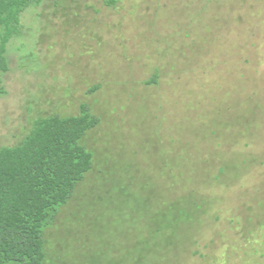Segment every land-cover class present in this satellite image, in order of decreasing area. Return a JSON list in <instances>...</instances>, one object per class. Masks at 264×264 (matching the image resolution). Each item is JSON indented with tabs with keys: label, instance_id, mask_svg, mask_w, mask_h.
<instances>
[{
	"label": "rangeland",
	"instance_id": "rangeland-1",
	"mask_svg": "<svg viewBox=\"0 0 264 264\" xmlns=\"http://www.w3.org/2000/svg\"><path fill=\"white\" fill-rule=\"evenodd\" d=\"M24 25L0 148L82 104L101 120L51 264H264V0H46Z\"/></svg>",
	"mask_w": 264,
	"mask_h": 264
},
{
	"label": "trees",
	"instance_id": "trees-1",
	"mask_svg": "<svg viewBox=\"0 0 264 264\" xmlns=\"http://www.w3.org/2000/svg\"><path fill=\"white\" fill-rule=\"evenodd\" d=\"M45 1L0 0V73L10 70L9 46L24 37V15ZM100 124L82 104L75 116L37 118L18 143L0 148V264H51L58 258L48 251L45 231L94 170V154L82 141Z\"/></svg>",
	"mask_w": 264,
	"mask_h": 264
}]
</instances>
